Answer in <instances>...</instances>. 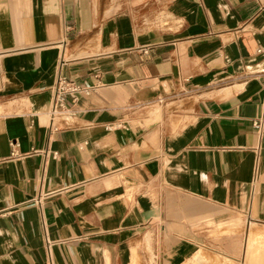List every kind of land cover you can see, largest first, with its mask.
Masks as SVG:
<instances>
[{
  "label": "crops",
  "instance_id": "crops-1",
  "mask_svg": "<svg viewBox=\"0 0 264 264\" xmlns=\"http://www.w3.org/2000/svg\"><path fill=\"white\" fill-rule=\"evenodd\" d=\"M59 74L95 89L51 130ZM255 119L264 0H0V264L239 261Z\"/></svg>",
  "mask_w": 264,
  "mask_h": 264
},
{
  "label": "built area",
  "instance_id": "built-area-1",
  "mask_svg": "<svg viewBox=\"0 0 264 264\" xmlns=\"http://www.w3.org/2000/svg\"><path fill=\"white\" fill-rule=\"evenodd\" d=\"M261 51V50H260ZM95 89V86H82L77 83L75 80H72L64 75L59 74L56 82L53 86V95L50 108L48 110V114L51 117L50 123L48 127L51 130H56L61 126L55 123V119L58 116H72L73 107L78 99V97L82 94L89 95ZM263 119H255L253 120V126L257 130H261L263 128ZM70 126V125H68ZM67 126V127H68ZM12 145V155H16V148L19 145L15 140L11 143ZM57 155V153H55Z\"/></svg>",
  "mask_w": 264,
  "mask_h": 264
},
{
  "label": "rangeland",
  "instance_id": "rangeland-1",
  "mask_svg": "<svg viewBox=\"0 0 264 264\" xmlns=\"http://www.w3.org/2000/svg\"><path fill=\"white\" fill-rule=\"evenodd\" d=\"M60 125V124H59ZM70 124H62L60 126H68ZM252 228H260L264 229V225H251ZM250 229V237L248 238L247 250L245 246V242L243 244V249H241L239 258L240 260L235 261L231 259L227 255H220L216 251H198L194 256V263L195 264H202L203 262H211L212 264H258V260L263 257L264 255V240L263 237L260 235L252 236ZM236 231L242 232L243 239L246 240V231H245V224L242 223L241 225L237 226ZM251 247V249H250ZM252 250V251H251ZM246 251V252H245ZM246 254V256H245ZM246 258V261H244Z\"/></svg>",
  "mask_w": 264,
  "mask_h": 264
},
{
  "label": "bare ground",
  "instance_id": "bare-ground-1",
  "mask_svg": "<svg viewBox=\"0 0 264 264\" xmlns=\"http://www.w3.org/2000/svg\"><path fill=\"white\" fill-rule=\"evenodd\" d=\"M64 59V58H63ZM47 117H48V124L50 123V120H51V117L50 115L48 114L47 112ZM72 122H74V119L73 117L71 116H58L56 119H55V123L57 124H71ZM251 235L252 236H257V235H260L261 237H263V240H264V229H260V228H252L251 229ZM251 249V247H250ZM264 249V248H263ZM252 251V250H251ZM264 253V252H263ZM258 264H264V255L263 257H261L259 260H258Z\"/></svg>",
  "mask_w": 264,
  "mask_h": 264
}]
</instances>
